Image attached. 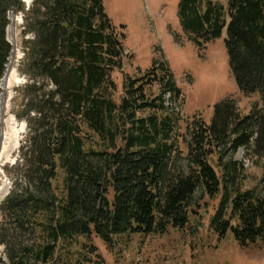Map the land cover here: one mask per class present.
I'll use <instances>...</instances> for the list:
<instances>
[{"label":"trees","instance_id":"16d2710c","mask_svg":"<svg viewBox=\"0 0 264 264\" xmlns=\"http://www.w3.org/2000/svg\"><path fill=\"white\" fill-rule=\"evenodd\" d=\"M14 11L33 35L24 42L28 82L19 92L29 134L19 159L26 186L0 209L7 250L0 264H87L73 251L81 238L113 247L120 238L184 228L206 198L221 197L213 218L220 240L231 234L243 249L264 242V177L246 188V163L236 160L243 149L264 169V0H229L227 8L181 0L182 27L198 48L227 29L238 89L258 98L248 113L236 100L222 101L210 124L183 120L182 92L167 64L126 74L115 100L114 75L131 55L104 0L29 7L0 0V84L13 52L7 28Z\"/></svg>","mask_w":264,"mask_h":264},{"label":"rangeland","instance_id":"374dc122","mask_svg":"<svg viewBox=\"0 0 264 264\" xmlns=\"http://www.w3.org/2000/svg\"><path fill=\"white\" fill-rule=\"evenodd\" d=\"M23 1L29 7L34 0ZM212 1L225 8L229 2ZM180 3L181 0H104L106 13L124 34V47L131 55L124 71L114 75L118 85L115 100L119 102L123 97L126 74L135 77L140 71L167 64L182 92L183 101L178 98L176 103L184 121L198 117L210 124L216 105L226 99L236 100L248 113L258 98L245 97L238 89L225 47L227 29L205 49L198 48L182 27ZM9 19L7 39L13 47L8 61L11 65L9 77L14 82L5 88V74L0 84L3 92L0 101V209L13 190L26 186V180L19 173V159L29 134L26 120L19 117L22 111L19 92L28 82L21 67L24 42L33 35L26 33L22 12H11ZM169 98L167 96L166 105L171 108ZM236 160L246 163L245 187L259 184L264 169L253 160H246L243 149L237 153ZM220 208L221 197L206 198L186 227L171 226L164 234L120 238L113 247H108L96 236L81 238L73 249L75 259L87 264H264V242L243 249L231 234L220 240L213 226V218ZM3 224L0 210V229ZM0 256L6 260L7 250L1 235Z\"/></svg>","mask_w":264,"mask_h":264},{"label":"bare ground","instance_id":"6f19581e","mask_svg":"<svg viewBox=\"0 0 264 264\" xmlns=\"http://www.w3.org/2000/svg\"><path fill=\"white\" fill-rule=\"evenodd\" d=\"M10 72H11V65L8 64L7 65V71H6V77H5V88H9V86L11 85V83H13L14 81L12 79H10L9 75H10ZM17 80V79H16ZM17 140V139H16ZM18 146V145H17Z\"/></svg>","mask_w":264,"mask_h":264},{"label":"water","instance_id":"95a60500","mask_svg":"<svg viewBox=\"0 0 264 264\" xmlns=\"http://www.w3.org/2000/svg\"><path fill=\"white\" fill-rule=\"evenodd\" d=\"M28 4H30V1H27Z\"/></svg>","mask_w":264,"mask_h":264}]
</instances>
